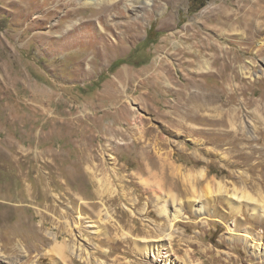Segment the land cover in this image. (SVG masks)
<instances>
[{"label": "rangeland", "instance_id": "1", "mask_svg": "<svg viewBox=\"0 0 264 264\" xmlns=\"http://www.w3.org/2000/svg\"><path fill=\"white\" fill-rule=\"evenodd\" d=\"M56 1L0 0V264H160L137 248L163 241L179 264H264V217H250L246 208L231 214L228 200L217 196L186 203L191 185L207 182L264 194V48H257L264 31L231 16L242 28H225L233 35L227 37L202 17L234 0H152L148 14L131 17L141 29L123 36L115 28L102 42L97 17L106 8ZM87 18L96 19L93 28L66 34ZM192 23L199 35L233 47L195 76L216 110L189 99L192 57L166 43L178 42L173 34ZM157 65L166 72L159 83L150 77ZM241 67L248 77L241 78ZM233 84L245 91L228 98ZM93 164L111 170L110 196L94 194L86 169ZM201 169L206 180H198ZM154 175L164 183L163 199L172 191L184 202L171 228L158 212L163 199L154 196ZM199 203L205 207L195 211ZM175 207L170 201L168 210ZM167 232L171 238L152 241ZM53 234L58 244H74V253H47Z\"/></svg>", "mask_w": 264, "mask_h": 264}, {"label": "bare ground", "instance_id": "2", "mask_svg": "<svg viewBox=\"0 0 264 264\" xmlns=\"http://www.w3.org/2000/svg\"><path fill=\"white\" fill-rule=\"evenodd\" d=\"M58 1V0H57ZM56 1V3H57ZM67 3H64L65 5H67L68 7L73 4H75V6H81V7H91L94 6L96 7L97 11L98 9H105L107 10L106 12L102 13L101 15H98L97 17V25H98V34H99V38L106 40V36H109V33L111 34L112 32H114L115 28H118V32H116L117 34L120 35H125L126 32L129 30H131L132 28L134 30H137L138 28H140V23L141 22L139 19H134L133 21L131 20L132 15H135V17H140L143 16L144 13L148 14L149 13V9L148 6L150 4V2L152 0H66ZM170 2V1H169ZM167 0V3L170 5V3ZM225 2V1H223ZM223 2L219 5H216L215 7H210L203 15L202 17L205 18V21L208 22L209 24L211 23L213 25V27L215 28H219L220 33L225 34L227 37H232L233 35L231 33H225V31L227 29L225 28H232V29H237V28H242L241 24L239 23H230L229 19L231 16H234L236 19L237 18H243V20L247 21V25H249L250 23H254L256 28H259L261 30L264 31V0H234V5L232 8L227 7L226 5H223ZM73 3V4H72ZM174 3H178V0H174ZM80 4V5H79ZM154 7H156L157 9H160L161 6L153 3ZM58 6V5H57ZM63 7V6H62ZM164 7V6H163ZM56 8V7H55ZM59 8V7H58ZM169 8V7H167ZM67 9V8H66ZM87 9V8H86ZM154 9V8H153ZM65 10V9H64ZM99 10V11H100ZM67 11H70V9H67ZM66 11V13H67ZM98 11V12H99ZM74 12V10H73ZM97 12V13H98ZM129 12V15H128ZM78 13V12H77ZM127 13V14H126ZM240 15V16H239ZM95 16V15H94ZM64 17V16H63ZM89 17V16H88ZM148 17V16H146ZM80 18V17H79ZM116 18L121 19L120 21H115ZM141 18V17H140ZM144 18V17H143ZM149 18V17H148ZM235 19V20H236ZM139 20V22H138ZM72 22V21H71ZM131 22V23H129ZM85 23V24H84ZM166 23V22H164ZM173 23V22H172ZM77 24V25H74ZM68 25V24H67ZM96 25V19L94 18H87L86 20L82 21V19H80L78 22L72 23L70 24L67 29H66V34L70 35V33H73V31L75 30H81L85 28V26H95ZM165 25V24H164ZM170 24L168 23L166 25V27H170ZM84 27V28H83ZM142 27V26H141ZM164 27V26H163ZM262 27V28H261ZM82 28V29H81ZM185 32H183L182 34H178L177 32H175L173 34V36H176L179 38L178 42H170V40H167L166 43H171V46H175L176 49L177 47L180 48L178 51V54L180 55V52L183 50L185 54H188L189 56H191L192 58L190 59V63L194 66V69L192 71L193 76L192 79L194 81V79L196 80V82L192 81V84H194V90H191L189 95V99H193L195 100V105L201 108H213L214 110H216L217 105H213L214 102V98L210 97V94H208L205 90H202V87L198 84L199 79L195 78L196 75H203L205 73H208L211 69V62L210 59L216 61V60H221V59H227L228 57H230L229 52L233 49L232 46H229V49L227 46L221 45L219 43H217L216 41L211 40L208 36H202L198 34V31L193 29L196 28V25L189 24L186 27ZM132 29V30H133ZM141 29V28H140ZM248 30V29H247ZM109 31V33H108ZM85 32V31H84ZM132 32V31H131ZM134 32V31H133ZM139 32V31H138ZM130 33V32H129ZM84 35V34H83ZM128 35V33H127ZM131 35V34H130ZM222 35V34H220ZM243 36H247V33H243ZM119 36V35H118ZM225 36V37H226ZM82 37V36H81ZM117 37V36H116ZM97 38V37H96ZM125 38V37H124ZM123 38V39H124ZM120 39V38H119ZM118 39V40H119ZM130 39V38H129ZM136 39V37H135ZM228 39V38H227ZM117 40V39H116ZM115 40V41H116ZM128 40V39H127ZM126 40V41H127ZM164 40V39H163ZM108 41V40H107ZM122 41V40H121ZM134 41V40H133ZM68 42V41H67ZM127 43V42H126ZM253 43V42H252ZM104 44V43H102ZM107 44V43H106ZM109 44V42H108ZM113 44V42L111 43ZM117 44V43H116ZM258 50H261L264 48V35L260 37V41L258 42ZM106 47V46H105ZM109 47V46H108ZM111 47V46H110ZM115 47V45H114ZM113 47V48H114ZM213 49L212 53H209L210 50ZM247 49V48H246ZM106 50V48H105ZM169 50V49H168ZM101 51H104L101 50ZM108 51V50H107ZM167 51V50H166ZM175 51V50H174ZM219 51V53H218ZM100 52V51H99ZM105 55H107L106 53H104ZM176 53H174L173 55H178ZM170 55V54H169ZM104 56V55H102ZM168 56V55H167ZM181 57V56H180ZM180 59V58H179ZM178 61V60H177ZM180 61V60H179ZM188 61V60H187ZM90 64V63H89ZM162 64V63H161ZM225 64V63H224ZM211 65V66H210ZM158 66V67H157ZM155 67L154 72L151 74V78L156 79L159 82H162L163 79L165 78L164 73L162 71V66L157 65ZM182 66V65H181ZM227 66V65H226ZM90 67H87V69ZM161 68V69H160ZM234 70V66L232 67ZM89 70V69H88ZM168 71V69H167ZM88 72V71H87ZM90 73V72H89ZM239 73L241 74V78L242 77H248L247 73H250L249 71L245 70V68L243 69V67H241V71L239 70ZM88 74V73H87ZM139 74V73H138ZM238 74V73H237ZM86 75V74H85ZM128 75V74H127ZM235 75V74H234ZM239 75V74H238ZM243 79V78H242ZM143 80V79H142ZM167 82V86L170 85L171 80H166ZM234 81V80H232ZM121 82V81H120ZM202 84V83H201ZM164 85V84H163ZM238 85V84H237ZM233 84V89H231L230 92V96H228V98H234L236 97V94H242L245 89L242 85H238ZM142 86V84H141ZM144 86V85H143ZM166 86V87H167ZM230 86V85H228ZM136 87V86H135ZM160 87V86H159ZM126 88V87H125ZM152 88V87H151ZM169 88V87H168ZM128 89V88H127ZM135 89V88H134ZM168 90V89H167ZM170 91V90H169ZM121 93V92H119ZM177 93V92H176ZM221 95V94H220ZM120 96V95H119ZM165 96V95H164ZM264 96V95H263ZM215 97V96H214ZM175 98V97H174ZM224 100V99H223ZM118 101V100H117ZM225 101L227 102V99H225ZM172 102V101H171ZM233 102V100H232ZM229 103V102H228ZM248 104V101L246 102ZM245 103V104H246ZM173 105V104H172ZM223 105V104H222ZM119 106V105H118ZM113 108V107H112ZM200 108V109H201ZM187 109V108H185ZM197 110V109H196ZM222 110V108L220 109ZM108 111V110H107ZM227 111L231 114H233L234 108H229L227 109ZM108 113L110 115H112L113 113L116 112H109ZM183 113V112H182ZM187 114V113H186ZM195 114V113H194ZM209 114V113H208ZM212 115V114H211ZM234 115V114H233ZM188 116V115H186ZM191 116V115H190ZM193 116V115H192ZM204 116V115H203ZM90 117V116H89ZM189 117V116H188ZM195 117V116H194ZM206 117V116H205ZM187 118V117H186ZM188 119V118H187ZM200 119V118H199ZM215 119V118H213ZM218 119V118H217ZM216 119V120H217ZM132 121V120H130ZM186 121V120H185ZM134 123V122H133ZM109 124V122H108ZM114 124V123H113ZM123 123H121V126L118 128V130H115L112 138L115 135H119L121 134V132L123 131L122 127L124 125H122ZM128 124V122H127ZM126 124V125H127ZM130 129V128H129ZM108 130V129H107ZM146 132V131H145ZM144 132V133H145ZM148 132V131H147ZM146 132V133H147ZM197 132V131H196ZM141 133V132H140ZM201 134V133H200ZM203 134V133H202ZM124 135V134H123ZM111 138V137H110ZM125 138V137H124ZM133 138V137H132ZM137 138V137H136ZM102 139V138H101ZM109 139V137L107 138ZM115 139V138H114ZM141 142V141H140ZM120 143V142H119ZM131 143V142H130ZM133 143V142H132ZM122 144L121 146H129L128 144H126L125 141H121ZM140 144V143H139ZM117 147V146H116ZM122 151V150H121ZM125 152V151H124ZM118 154V153H117ZM152 157V156H151ZM149 158V157H148ZM153 158V157H152ZM149 160V159H147ZM142 162V161H141ZM94 166L91 165H87L86 169L90 175L91 181L93 182L95 189L93 190L94 194L99 196V197H103L105 195H111L115 190H113L110 185H111V170L108 168H105L104 166H102L101 168H99L98 166H96L95 164H93ZM156 165V164H155ZM122 167V166H121ZM116 168V167H115ZM151 168V167H150ZM118 169V168H117ZM121 170V169H120ZM124 170V169H123ZM115 171V170H114ZM151 171V169H150ZM175 171V170H174ZM127 172V171H126ZM165 172V171H164ZM138 173V172H137ZM113 174V173H112ZM199 176L198 180H206V173L203 169L199 170L197 172V174ZM164 176V175H163ZM126 177V176H125ZM129 177V176H128ZM162 177V176H161ZM141 178V177H140ZM143 178V177H142ZM116 179V178H114ZM123 180V179H122ZM149 180V179H148ZM176 180V179H175ZM125 182V181H124ZM141 182V181H140ZM139 182V183H140ZM154 182L155 185L154 186V196L156 197V199L162 200L163 199V190L164 188V183L162 182V180L158 177V175H154ZM120 183V182H119ZM146 179L142 180V184L145 186L147 185ZM199 183V181H198ZM216 186L213 187L209 182H207L205 184V186H203L201 189H196L195 186L191 185V189L189 191H186L187 194H189L190 196L187 198V204L189 206H194L195 203L197 201H204L206 200V198L210 197L213 198L215 196H217V198H223L228 200V208L230 210L231 214H241V211L246 208L249 211H252L250 213V217H257V218H261L264 217V194L262 193H258V194H252L250 191H248L245 188L242 189H228L226 186H224L220 181L216 182ZM192 184V183H191ZM89 185V184H88ZM125 185V184H124ZM150 189V188H149ZM187 190V189H186ZM123 193V192H122ZM136 193V192H135ZM170 193V197L169 199H171L170 201L174 204L175 202L180 204V207H175L174 212H170V210H168V206L170 201L163 199V203L161 205V207L158 208V212L159 215H162L166 218L167 221V227L169 226V228L173 227L175 224H177L178 221H180L183 217L182 216V206L184 204L182 199H178V197L176 196V194H174L172 191H169ZM137 195V194H136ZM108 196V198H109ZM148 196V195H147ZM120 197V196H119ZM126 197V196H125ZM111 198V197H110ZM123 198V196H122ZM133 198V197H132ZM74 199V198H73ZM214 199V198H213ZM215 200V199H214ZM140 201V200H139ZM88 202V201H87ZM135 202V201H134ZM92 203V202H91ZM159 203V202H158ZM197 204V203H196ZM200 204V203H199ZM136 206V205H135ZM205 206L202 205V203L199 205V207L195 208V211H201ZM82 208V206H81ZM146 207L143 208L142 211H145ZM102 210V209H101ZM228 210V212H229ZM147 211V210H146ZM145 211V213H146ZM101 211H99L100 214ZM128 213V212H127ZM198 214V213H197ZM110 215V214H109ZM108 217V216H107ZM181 218V219H180ZM189 218V217H188ZM255 219V218H254ZM133 220V219H132ZM134 221V220H133ZM258 221V220H257ZM261 221V219H260ZM87 222H89L90 227L92 228H96L99 229V225L96 224V222H98V220L96 221L93 218H87ZM110 224V223H109ZM59 226V225H58ZM108 226V225H107ZM235 227V226H234ZM62 228V227H61ZM114 228V227H113ZM106 229H108L106 227ZM70 230V229H69ZM244 230V229H243ZM246 230V229H245ZM59 231V230H58ZM97 231V230H96ZM94 231L93 233H98V231L96 232ZM104 232V231H102ZM101 232V234H102ZM58 233V232H57ZM62 233V231H61ZM108 233V232H106ZM96 234V235H97ZM61 235V234H60ZM67 235V234H66ZM241 235L248 238V239H255L254 235L250 232V231H244L241 232ZM42 236V235H41ZM44 236V235H43ZM64 236V235H63ZM95 236V235H94ZM51 237V236H50ZM172 237V233L171 232H167L165 233V235L163 236V238L160 239H155L152 241H158V240H162V239H169ZM53 238L55 240L54 244L52 246H50L46 252L47 253H52L56 250H64L65 252L69 251L70 255L74 253L75 251V246L70 245V244H66V243H61L58 244L57 241V236L53 234ZM44 239V238H43ZM260 239V238H259ZM41 240V239H40ZM146 240V239H145ZM47 241V240H45ZM151 241V240H150ZM166 241V240H165ZM263 241V240H262ZM144 242H149L148 240L144 241ZM164 242V241H163ZM160 242V243H146L143 245L138 246L137 249H139L140 251H142L144 254H146L147 256L149 255V251H151L150 253L153 255L152 261H158L160 260V264H179L178 261L174 259H172L171 252L168 249V247L166 246L165 243ZM255 243L260 244V240L255 241ZM48 244V243H47ZM260 246V245H259ZM30 256V255H29ZM80 256V255H79ZM81 257V256H80ZM82 258V257H81ZM155 258V259H154ZM88 255L86 256V258H84V260H88ZM72 260V258L70 259ZM73 261V260H72ZM6 262V261H5ZM8 263V262H6ZM10 263V262H9Z\"/></svg>", "mask_w": 264, "mask_h": 264}]
</instances>
